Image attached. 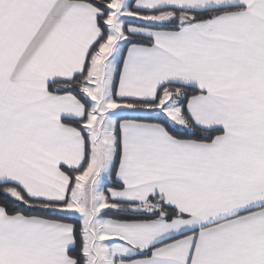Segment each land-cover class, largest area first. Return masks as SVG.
<instances>
[{"label":"snow or ice","instance_id":"6c2138e0","mask_svg":"<svg viewBox=\"0 0 264 264\" xmlns=\"http://www.w3.org/2000/svg\"><path fill=\"white\" fill-rule=\"evenodd\" d=\"M0 264H264V0H0Z\"/></svg>","mask_w":264,"mask_h":264}]
</instances>
